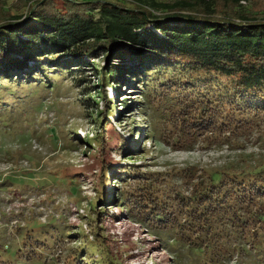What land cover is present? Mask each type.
<instances>
[{"label":"trees","instance_id":"trees-1","mask_svg":"<svg viewBox=\"0 0 264 264\" xmlns=\"http://www.w3.org/2000/svg\"><path fill=\"white\" fill-rule=\"evenodd\" d=\"M257 2L0 0V113L22 115L40 106L45 91L68 86L62 82L67 76L84 87L82 100L92 104L97 118L96 135L85 142L94 146L85 150L101 186L89 204V231L73 232L65 223L31 244L46 249L77 234L68 264H125L130 241L115 240L107 222L125 211L148 232L197 251L200 264H222L233 247L254 250L264 261V163L245 172L215 173L194 183L189 195L140 165L115 166L112 152L137 150L112 127L116 102L106 94L107 86L120 95L122 88L139 85L138 107L154 116L144 137L159 133L175 150L249 133L264 121V6ZM101 54L106 65L99 72L90 61ZM89 68L97 84L86 87ZM98 101H105L103 110ZM119 103L120 118L134 101ZM62 142L66 150L79 146L68 136ZM79 174L61 180L70 188ZM108 203L120 213L112 215ZM36 258L39 262L40 255ZM0 264L11 263L0 254Z\"/></svg>","mask_w":264,"mask_h":264},{"label":"rangeland","instance_id":"rangeland-1","mask_svg":"<svg viewBox=\"0 0 264 264\" xmlns=\"http://www.w3.org/2000/svg\"><path fill=\"white\" fill-rule=\"evenodd\" d=\"M254 1L264 6V0ZM90 62L99 72L106 65L102 54ZM94 70L86 71V78L91 79L83 82L86 87L97 84ZM67 79L64 77L62 82L68 86L58 92L45 91L40 106L28 107L22 115H13L15 112L11 111L0 113V254L11 264H68L66 257L79 244L74 243L73 237L77 234L71 238L66 236L67 240L54 245L50 242L46 249L31 243L50 236L56 228L61 230L65 223L70 226V231H89V204L95 202L101 186L93 176L98 173L97 166L85 150L94 146L85 142L96 135L97 118L89 108L92 104L83 101L84 87L78 88ZM129 81L131 84L132 80ZM139 88V85H130L122 88L124 93L117 95L112 87H106L108 99L116 102L112 127L137 150L122 155L117 154V150L112 152L115 166L140 165L143 171L162 177L172 189L189 195L194 183L206 181L215 173L245 172L264 163V121L240 137L200 143L190 151L175 150L159 133H154L152 139L144 137L148 129L146 123L154 116L143 113L138 107ZM123 98H130L134 103L119 118L116 110L122 108L119 101ZM34 102L37 104V100ZM97 103L99 110H103L105 101ZM63 136H68L71 143L76 142L79 146L66 150ZM131 156L139 158L127 160ZM75 171L80 173L79 178L69 188L61 177L74 178L71 175ZM110 190L106 186L108 197ZM108 205L112 215L120 213L117 205ZM107 222L115 240L123 245L126 239L130 241L125 264L201 263L197 251L187 250L169 238L162 239L160 235L148 232L125 211L117 219L108 216ZM231 249L234 251H228L232 255L222 264H264L262 255L254 250ZM37 255H40L39 262Z\"/></svg>","mask_w":264,"mask_h":264},{"label":"water","instance_id":"water-1","mask_svg":"<svg viewBox=\"0 0 264 264\" xmlns=\"http://www.w3.org/2000/svg\"><path fill=\"white\" fill-rule=\"evenodd\" d=\"M35 9H36V7H34V8L30 11V15L33 14V12H34ZM28 18H29V17H28ZM1 27H3V26H1Z\"/></svg>","mask_w":264,"mask_h":264}]
</instances>
